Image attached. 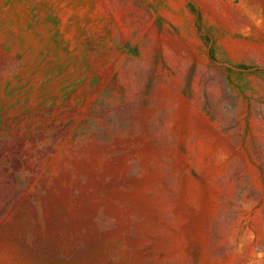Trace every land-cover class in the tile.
<instances>
[{"label":"rangeland","instance_id":"rangeland-1","mask_svg":"<svg viewBox=\"0 0 264 264\" xmlns=\"http://www.w3.org/2000/svg\"><path fill=\"white\" fill-rule=\"evenodd\" d=\"M0 264H264V0H0Z\"/></svg>","mask_w":264,"mask_h":264}]
</instances>
